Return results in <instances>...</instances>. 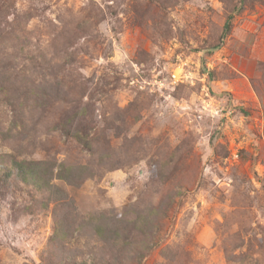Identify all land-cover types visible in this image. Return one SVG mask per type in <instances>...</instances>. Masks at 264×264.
Here are the masks:
<instances>
[{
	"label": "rangeland",
	"instance_id": "obj_1",
	"mask_svg": "<svg viewBox=\"0 0 264 264\" xmlns=\"http://www.w3.org/2000/svg\"><path fill=\"white\" fill-rule=\"evenodd\" d=\"M0 60V153L78 176L1 187L0 264H264V0H0Z\"/></svg>",
	"mask_w": 264,
	"mask_h": 264
},
{
	"label": "trees",
	"instance_id": "obj_2",
	"mask_svg": "<svg viewBox=\"0 0 264 264\" xmlns=\"http://www.w3.org/2000/svg\"><path fill=\"white\" fill-rule=\"evenodd\" d=\"M232 21L233 16L231 14H227L224 24L222 26L219 39L217 43L211 47V49H219L223 45L224 40L230 34L232 28ZM3 66L4 63L2 62V60H0V73H3V71H5V67ZM3 88V81L2 79H0V91L3 90ZM52 97H56V95L54 94V96ZM9 102L10 101H8V103ZM71 108L74 109L75 106L72 105ZM78 109L79 108H77L78 113H83V111L87 112V110L84 108L80 109L79 111ZM12 111L14 113V116L17 115V111L15 109H13ZM86 118L87 116L82 114L81 116L75 119L76 126L79 127V131H82L84 135H87V133L86 128L83 127L82 123ZM72 125L73 122L70 125V128H73V132L68 129V132L72 134V136L71 134H69V137L71 136L74 140L80 139L82 141L83 139L78 136L75 131V128ZM83 145H85L86 148L88 147L87 142H83ZM42 164L43 163L41 162L32 163L27 162L25 159H17L8 153H0V189L1 187H5L13 183V186L16 184H18V186L21 185L23 187L31 186L32 190H34L36 194H48L51 197L62 195V190L57 188L56 185H53L52 181L56 180L60 183H64L70 186L72 183H75L74 181H78V176L73 174V176H71L68 168H65L63 166H55L51 167V170H47L41 167ZM91 227L96 231V234H98V238L101 233H106L102 225L94 224ZM115 231H117V229ZM54 233L58 235L59 233L61 234V232L55 230Z\"/></svg>",
	"mask_w": 264,
	"mask_h": 264
},
{
	"label": "built area",
	"instance_id": "obj_3",
	"mask_svg": "<svg viewBox=\"0 0 264 264\" xmlns=\"http://www.w3.org/2000/svg\"><path fill=\"white\" fill-rule=\"evenodd\" d=\"M171 79H172L171 83L175 84V83H182V82L186 81L188 78L185 75H183L182 72H180L179 74L173 73L171 75Z\"/></svg>",
	"mask_w": 264,
	"mask_h": 264
}]
</instances>
